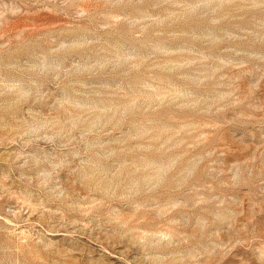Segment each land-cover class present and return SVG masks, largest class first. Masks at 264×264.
<instances>
[{"label": "rangeland", "instance_id": "obj_1", "mask_svg": "<svg viewBox=\"0 0 264 264\" xmlns=\"http://www.w3.org/2000/svg\"><path fill=\"white\" fill-rule=\"evenodd\" d=\"M0 264H264V0H0Z\"/></svg>", "mask_w": 264, "mask_h": 264}]
</instances>
